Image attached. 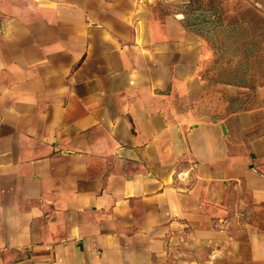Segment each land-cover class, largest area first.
<instances>
[{
	"label": "crops",
	"instance_id": "crops-1",
	"mask_svg": "<svg viewBox=\"0 0 264 264\" xmlns=\"http://www.w3.org/2000/svg\"><path fill=\"white\" fill-rule=\"evenodd\" d=\"M174 2L0 0V264H264V82Z\"/></svg>",
	"mask_w": 264,
	"mask_h": 264
},
{
	"label": "rangeland",
	"instance_id": "rangeland-1",
	"mask_svg": "<svg viewBox=\"0 0 264 264\" xmlns=\"http://www.w3.org/2000/svg\"><path fill=\"white\" fill-rule=\"evenodd\" d=\"M173 6L206 39L213 54L208 76L264 82V0H175Z\"/></svg>",
	"mask_w": 264,
	"mask_h": 264
},
{
	"label": "trees",
	"instance_id": "trees-1",
	"mask_svg": "<svg viewBox=\"0 0 264 264\" xmlns=\"http://www.w3.org/2000/svg\"><path fill=\"white\" fill-rule=\"evenodd\" d=\"M240 77H243V75L240 74ZM240 77L238 75L236 77L231 76L229 79H226V80H233L242 85L248 82L247 80H244V77L239 79Z\"/></svg>",
	"mask_w": 264,
	"mask_h": 264
}]
</instances>
